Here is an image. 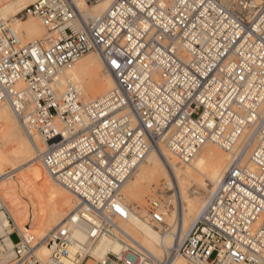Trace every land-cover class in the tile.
<instances>
[{
    "label": "built area",
    "instance_id": "1",
    "mask_svg": "<svg viewBox=\"0 0 264 264\" xmlns=\"http://www.w3.org/2000/svg\"><path fill=\"white\" fill-rule=\"evenodd\" d=\"M107 1L91 22L72 0L34 1L22 16L38 19L44 36L26 44L0 21V104L12 108L47 175L77 200L40 238L7 214L0 264L6 255L7 264H153L122 227L130 216L122 187L151 152L189 163L207 145L228 153L227 172L158 264L178 256L264 264V0ZM88 52L99 53L115 86L84 102L71 79L57 87ZM170 192L163 185L149 201L151 224L164 225ZM103 239L118 241L119 251L98 257Z\"/></svg>",
    "mask_w": 264,
    "mask_h": 264
},
{
    "label": "bare ground",
    "instance_id": "2",
    "mask_svg": "<svg viewBox=\"0 0 264 264\" xmlns=\"http://www.w3.org/2000/svg\"><path fill=\"white\" fill-rule=\"evenodd\" d=\"M34 1L36 0L0 2V21H10L22 42H32L44 36V27L38 19L28 16L29 18L24 20L19 16ZM72 1L87 22L101 16L109 6L107 0L93 5H88L83 0ZM65 78L73 81L84 102L101 98L115 86L112 75L105 69L97 52H88L72 69L63 72L58 82L59 92L64 89ZM34 140L39 149L44 148V144L37 137ZM35 153L33 143L23 131L10 105L1 103L0 209H6L7 214L23 233H32L36 238H40L74 209L77 200L47 175L37 161ZM229 164L228 153L211 145L198 151L189 163L176 161L175 157L165 150L162 153L151 152L124 183L121 190L122 202L129 208L130 216L128 221L122 223V227L130 237L139 240L149 252L153 264L162 262L165 250L175 247L183 240L209 197L220 188ZM2 166L9 169L6 170ZM16 172L20 173L19 177L14 176ZM12 177L15 179L13 185L10 183V188L14 190V208L11 209L13 211L7 206L3 193L4 183ZM185 180L196 183L203 191V196L185 191ZM163 185L173 191L171 198L174 199H167V207L162 210L164 225H154L148 220L147 203L156 198L151 193L156 190V195ZM8 225V217L2 210L0 235ZM75 235L80 240L83 239L81 232L76 231ZM119 249L118 241L103 239L97 245L96 254L101 257L107 251L117 252ZM40 254L45 257L49 250L44 246L40 249ZM9 258L8 255L2 258V264H7ZM171 264L188 263L178 256Z\"/></svg>",
    "mask_w": 264,
    "mask_h": 264
},
{
    "label": "rangeland",
    "instance_id": "3",
    "mask_svg": "<svg viewBox=\"0 0 264 264\" xmlns=\"http://www.w3.org/2000/svg\"><path fill=\"white\" fill-rule=\"evenodd\" d=\"M0 2L1 3H4V0H0ZM19 16H21V17H23L22 16V12L19 14ZM29 17L27 16V17H23V19L25 20V19H28ZM8 22H10V21H8ZM43 33H44V31H43ZM28 42H31V41H28V40H23V44H26V43H28ZM176 161H178V160H176ZM179 162V161H178ZM176 164V163H175ZM178 166V165H177ZM4 169H9V168H7V167H5V166H2ZM21 173H23L24 171H20ZM20 173L19 172H16L15 173V177H19L20 175H19ZM14 177H12L11 179H7V181L4 183V185H3V193H4V200L6 201V204H7V206L9 207V209L11 210V209H13L14 208V205L12 204V202H13V197H14V190L12 189V188H10V183L13 185L14 184V180L15 179H13ZM161 185V184H160ZM160 185H159V187H160ZM186 185V186H185ZM184 186H185V191L187 190V192L189 193V194H196V195H198V194H200L201 196H203V191L201 190V188L199 187V186H197V184L196 183H194V182H188L187 180H185L184 181ZM158 187V186H157ZM156 187V188H157ZM155 188V189H156ZM156 191V190H155ZM155 191L153 192V193H151V195L152 196H154V197H156V195H154L155 194ZM173 192H170V194H172ZM169 194V195H170ZM153 197V198H154ZM174 198L172 197H170L169 198V200H173ZM148 202V201H147ZM149 203V202H148ZM148 203H147V205H148ZM172 206V205H171ZM7 207V208H8ZM4 211L5 213H6V215H7V212L5 211L6 209L5 208H1L0 209V211ZM11 211H13V210H11ZM4 231V230H3ZM3 233V232H2ZM43 235H41L40 237H42ZM11 240H12V242H14V243H16L17 241H18V236H17V234L16 233H13L12 235H11ZM139 241V240H138Z\"/></svg>",
    "mask_w": 264,
    "mask_h": 264
}]
</instances>
